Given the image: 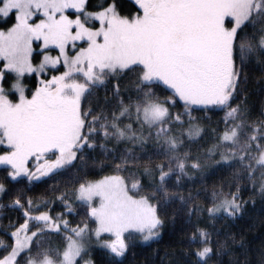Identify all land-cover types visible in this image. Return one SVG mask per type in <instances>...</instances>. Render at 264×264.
Returning <instances> with one entry per match:
<instances>
[{
	"label": "snow or ice",
	"instance_id": "1",
	"mask_svg": "<svg viewBox=\"0 0 264 264\" xmlns=\"http://www.w3.org/2000/svg\"><path fill=\"white\" fill-rule=\"evenodd\" d=\"M130 3L135 11L121 0H0V165L7 181L0 194L12 195L18 178L31 183L80 166L72 187L55 197L62 213L51 214L54 199L34 200L23 190L0 204L23 219L0 229L7 237L0 238V264H95L84 258L92 247L107 264H124L135 237L160 235L162 213L176 201L198 217L185 264H210L227 241L214 240L199 217H237L247 203L240 183L223 182L205 193L207 205L188 207L200 192L184 195L185 178L202 175L215 155L212 163L233 168L234 180L250 182L264 198V111L252 119L246 104L234 103L247 70L264 72V0ZM32 74L30 88L24 81ZM125 77L129 94L122 96ZM98 88L104 95L85 107ZM216 110L224 113L223 129H211L215 143L202 159L185 150L205 132L192 113ZM113 143L131 147L116 155ZM97 149L111 157L101 170L112 173L93 179L84 169ZM77 207L84 217L73 225L67 217ZM53 235L63 243L53 244Z\"/></svg>",
	"mask_w": 264,
	"mask_h": 264
},
{
	"label": "trees",
	"instance_id": "2",
	"mask_svg": "<svg viewBox=\"0 0 264 264\" xmlns=\"http://www.w3.org/2000/svg\"><path fill=\"white\" fill-rule=\"evenodd\" d=\"M101 3L100 0H90V5ZM124 5L125 11L131 9L135 11L130 3V0H121ZM3 27V25H0ZM37 62V61H36ZM248 71V81L243 85V91L235 102H243L246 104L251 112V118L255 119L259 116L261 111H264V72L257 67H252ZM35 75L25 78V83L28 86L34 85ZM117 81H113L116 83ZM122 96H127L128 88L130 87V78L125 77L119 81ZM110 87V86H109ZM170 93L160 91L159 95L166 96ZM104 89L98 88L94 90V95L88 97L83 101L84 106L87 107L88 103L95 102L96 96H103ZM182 102L173 108V112L182 110ZM198 118L199 123L205 128V132L201 138L195 142L187 145L185 150L190 151L193 155H201L215 143L214 134L211 132L212 128L219 127L223 129L221 118L224 113L222 111H194L192 113ZM127 122V121H125ZM219 122V125H218ZM109 147H116V155H119L121 150L125 147H131L130 144L115 145L110 144ZM139 151V149H137ZM50 158V157H49ZM219 155H215L209 160L208 167L204 173H195L191 178H185L184 186L180 191L187 195L192 192L193 195L200 192V195L195 198V201H189L188 207L192 203L207 205L209 201L205 200V193L210 196L213 186H218L223 182L240 183L241 184V199L246 201L244 210L237 217H218L211 219L203 214L199 217L201 225L207 224L209 231L212 232L214 240L218 242L227 241V246L224 251L216 256H213L210 264H264V198L258 192L252 191L250 182L246 180H234V169L230 167H222L212 163L214 160H219ZM85 171L89 172V177L99 179L104 175L112 173L111 168H104L101 170L100 161L109 163L111 157H106L100 149H97L91 154V157H86ZM77 167L67 171H61L53 178L44 181L42 184H36L27 187V180L20 179V183L15 181L11 182L13 187L12 195H15L17 190H23L25 196H30L34 200L54 199L60 192L65 189H70L73 184V176L80 172L79 162ZM4 169H0V182L4 181ZM235 190V188H233ZM12 195H2L1 201L10 202ZM65 211L62 202L55 200L51 208V214L54 216L57 212ZM187 207H183L176 201L171 205L165 213H162L164 225L160 230V236L150 243H142L137 237L127 253L124 264H185L186 257L183 255V250L188 247L187 235L191 232V224L196 222L197 216H189ZM84 217L82 207H77L76 213L69 215V219L73 225L79 223ZM22 223V212L15 208H6L0 213V226L4 229L9 222ZM11 231V229H8ZM0 238L7 239L4 232L0 231ZM53 244H62L61 236L53 235L51 237ZM4 253H2L3 255ZM89 258L95 261V264H107L105 253L99 248H94L89 251ZM86 257V256H85Z\"/></svg>",
	"mask_w": 264,
	"mask_h": 264
},
{
	"label": "rangeland",
	"instance_id": "3",
	"mask_svg": "<svg viewBox=\"0 0 264 264\" xmlns=\"http://www.w3.org/2000/svg\"><path fill=\"white\" fill-rule=\"evenodd\" d=\"M100 2H101V0H100ZM124 10H126V9H124ZM69 14H70V15L72 14L71 11L69 12ZM81 46H83V45H81ZM34 48H38V44H34ZM51 54H52V55H56V52H55V51H52ZM37 62H38V61H37ZM57 67L59 68V71H64V68H63L62 66H57ZM52 74H55V73H54L52 70H50L46 75H47V76H50V75H52ZM32 75H34V74H32ZM28 76H31V75H27L26 77H28ZM24 83H25V81H24ZM25 84H26V83H25ZM26 85H27V84H26ZM29 87H30V88H31V87H34V85H31V86H29ZM192 115H193V114H192ZM193 116H194V115H193ZM53 158H54V157H53ZM0 167H1V166H0ZM4 167H5V166H4ZM62 171H63V170H62ZM257 187H258V186H257ZM52 207H53V205H51V208H52ZM41 210L43 211V210H45V209H41ZM64 210H65V209H64ZM62 212H63V211H61V212H57V213H62ZM57 213H56V214H57ZM56 214H55V215H56ZM55 215H54V216H55ZM159 236H160V235H159ZM159 236H158V237H159ZM158 237H157V238H158ZM104 238H105V239H108L109 237H108L107 235H105ZM137 238H138V240H139L140 242H142V243H150V242H152L153 240L157 239V238H154L153 240H150V241H143V240H141L138 236H137ZM94 248H98V247H92L90 250H92V249H94ZM2 253H3V252H0V256H2ZM84 258H85V259H89V256L87 255V256L84 257ZM81 264H83V261H81Z\"/></svg>",
	"mask_w": 264,
	"mask_h": 264
},
{
	"label": "flooded vegetation",
	"instance_id": "4",
	"mask_svg": "<svg viewBox=\"0 0 264 264\" xmlns=\"http://www.w3.org/2000/svg\"><path fill=\"white\" fill-rule=\"evenodd\" d=\"M50 158H53V157H50ZM1 167H0V169H3L4 168V166L3 165H0ZM29 168L30 169H34V164H33V162L32 161H30L29 162ZM56 176V175H55ZM54 176H45V177H42L40 180H36V181H33V182H31V183H29L28 181V183H27V187H31V186H33V185H36V184H42L44 181H47V180H49V179H51V178H53ZM18 179H25V180H27L26 178H23V177H21V178H18ZM1 203H5V204H7V203H9V202H1L0 201V204ZM7 207H4V208H2V211L4 210V209H6ZM1 229V228H0Z\"/></svg>",
	"mask_w": 264,
	"mask_h": 264
},
{
	"label": "water",
	"instance_id": "5",
	"mask_svg": "<svg viewBox=\"0 0 264 264\" xmlns=\"http://www.w3.org/2000/svg\"><path fill=\"white\" fill-rule=\"evenodd\" d=\"M1 209V208H0Z\"/></svg>",
	"mask_w": 264,
	"mask_h": 264
}]
</instances>
